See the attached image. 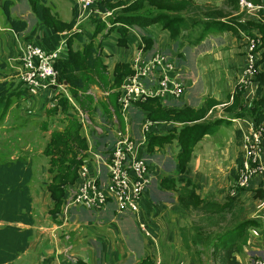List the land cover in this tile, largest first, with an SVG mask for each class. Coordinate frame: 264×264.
<instances>
[{
    "label": "rangeland",
    "instance_id": "374dc122",
    "mask_svg": "<svg viewBox=\"0 0 264 264\" xmlns=\"http://www.w3.org/2000/svg\"><path fill=\"white\" fill-rule=\"evenodd\" d=\"M2 1L3 0H0V74L3 76L6 75L5 78L7 81H13V83L17 84L18 78L15 74L14 65L11 66L12 62L8 58L16 55L20 40L15 36L16 31L7 28L8 25L6 18L2 13ZM100 1H102L104 9H100L96 2L93 10L85 13L86 17L90 15L86 18L87 20L80 22L77 26H75V28L92 29L93 27L98 28L103 26L102 31L115 29L113 26L114 20L121 14V12H123L124 8L128 4L135 0ZM190 1L192 4L189 6L188 3L187 5L185 4L187 1L183 2L185 5L180 3L172 4L170 2L162 1V4H165V7L166 5L172 7L166 8L168 12H172L175 9H181L180 11L188 17L190 28L187 30H183L178 26L172 27L174 33L175 30L177 31L178 29V32H176L178 36H176L177 39L171 36V28L162 29L161 25L164 21L142 30L143 32L149 33L153 36H158L159 40L157 41V46L160 45V48H163L164 52L173 57L188 85L187 91L192 88L190 87L191 79L187 77V74L192 73L197 82L195 90L199 97L202 94L201 88L204 87V84H206V89L212 88V86L216 84L217 89H223L225 92L231 86V81H234V76L236 75L237 70L244 66V55H242L240 51L237 53L234 52L237 47L235 43H230L226 48H222V46L225 45L226 40L228 38H233L234 34H224L221 32L223 30L220 26H214L206 30L209 35L207 33L206 35H203L204 39L202 38V42H195V39L193 38L197 37L198 33L203 29L207 28L201 21L207 19L209 12L221 10L222 15L225 16L231 12L233 13L240 10L239 5L237 3L238 9L234 10L230 3H222V0ZM254 2L256 4L261 3L259 1ZM46 4L50 6L53 15L57 19L67 23L70 22L71 17L69 12L70 7L73 5L72 0H46ZM9 11L12 16L27 21L28 28L26 29V33H34L42 25L40 23L37 24V19L30 6L29 0H13ZM241 14L243 19H261V23L264 25V15H261V17H252L250 13H246V11H241ZM231 17L240 18L239 15L233 14ZM231 17L225 19L228 20ZM190 18H192V20L198 19L199 21L197 20V22L194 23L190 20ZM29 27H33V30L30 31ZM139 31H141V28H139ZM76 32L78 33L77 29L71 33V36H73ZM19 38L22 39V33H19ZM99 38L100 36H97V40L95 42H97ZM84 39L88 40V36ZM185 39H191L192 42L188 40L189 43L185 42L183 44L185 46H179L178 42L181 40L186 41ZM30 40L32 41V39ZM171 41L173 42V45L170 49L167 45H170ZM214 44H217V47H220V51L216 50L217 48H215V46H212ZM195 45H199L198 48L195 47ZM175 49H181L183 52V57L181 56L182 58H180V60L177 59L171 51L174 50L175 52ZM176 55L179 57V54L176 53ZM2 63L5 64L4 67L2 66ZM107 76L109 81L106 87L102 85V83L96 84L90 87V90L87 91L91 96H95L97 101H108L109 97L113 95L116 96L118 94L119 86L117 87L114 83H111L113 80L111 78L109 79L108 73ZM1 80L2 77H0V81ZM31 98L32 100L22 99V101L14 95L11 98V104L4 116V119H0V159L3 158L1 157L2 155L6 154H8L11 158H15L20 155L31 158L32 160L34 157L33 171L35 175L37 170L43 169V165L48 166L47 161L49 160V156L43 152L46 146L45 143L53 128L60 124L59 121L61 115L53 117L54 120H51L53 122H50L51 118H49L48 113L43 110H38L36 108L38 104L34 101L36 98ZM175 102L183 104L186 100L181 98L177 99ZM110 108L112 107H109V109ZM81 113L82 115H85L84 112ZM81 113H77V118L73 119L80 122L82 118ZM88 114L90 115V112H88ZM111 114H114L118 119L119 125H122L121 118L117 116L118 114L114 113V111L111 112ZM133 115L138 116L139 112L135 110ZM212 115H215V113ZM89 118L91 121H95V119L97 120V116L95 119H92V116ZM41 120H47L48 123H50L47 130L41 128ZM101 121L103 122L104 120ZM173 123H177L178 125L182 124L178 122ZM173 123L170 122L169 124ZM95 124L97 123L95 122ZM160 124L165 123H159V125ZM238 124H241V120H238ZM238 124L237 122L231 121L229 118V120H224L220 127L224 130L222 133L224 145L229 146L230 140L234 141L236 138L238 141L240 137L238 142L240 152L237 154L239 156V154H241V135L239 137L235 135V130L237 129ZM109 127L118 128L114 124L112 127ZM173 127L178 129L179 126L175 125ZM201 138L198 142L202 141ZM168 144L169 145H165L161 148L158 147L159 149L154 156H160L161 151L171 152L172 161L176 162L178 154L176 157L174 156L177 151H179L177 141L172 138ZM86 151L89 155V151ZM81 154L83 153L81 152ZM148 164L150 165L149 170L152 174L151 178H153L154 186L156 185L159 187V177H157L156 170H154L155 165L150 160ZM38 166L40 168H38ZM237 166L238 163H236L233 168L235 171V175H233L234 180L237 178ZM171 169H173V166ZM38 176H40L39 179L42 180V172H39ZM46 178H48L47 173ZM184 181L185 179H181L179 181L177 180L173 182V185L170 184V186L173 187L175 192H178L179 201L184 204L186 203V205L190 204L193 207L189 206V208L187 207L188 209L186 208L188 210L187 215H185L186 213L184 212L181 214V217H183L184 220L181 219V217H178L181 219L180 222L175 220V218L179 216L176 212H170L168 217H165L169 225L168 227H165L164 230L167 229L168 232L171 233L170 236L165 237L164 233H162L160 237L159 233L154 231L153 223L150 221L151 219L147 220L144 218L143 222L147 230L150 232L149 236L145 235L139 228L140 219H138L136 214L128 211L126 213L118 214L115 212L114 206H110L102 211L86 210L81 207H71L67 214L68 221L64 228L65 233L68 235V239H65L64 244L70 246V252L72 253H81L83 250H86L90 254H93L94 259L97 260V264H103V259L110 258L115 262L112 254L113 250H116L121 254L127 253V257H124L122 264H136L146 256L153 258V261L156 260L158 264H220L218 255L222 252V249H219L217 252L214 251V243H217L216 236L225 232L227 229H230L233 224L245 218H255L258 215L259 217L264 216V196L256 197L254 190H248V193L237 199L226 198L219 202L209 200L204 205V207H206L204 210L203 208H198L199 205L194 196H191V198L188 197L189 194H191L188 192L190 191L191 185L187 186ZM33 185L40 186L38 185V182H33ZM33 185L32 187H34ZM151 200L154 202L159 201V199L156 198H151ZM205 200L207 199L205 198ZM193 203L196 205H193ZM230 203L231 206H229ZM160 205V203L157 205H150V212H159V214H161ZM226 205H228V208H226ZM210 209L216 210L210 211ZM209 211L215 214H211ZM57 217L58 222L63 221L62 209H60ZM252 233L261 234L259 237L263 238L264 222L259 221L256 226H250L247 228L243 236L238 240V243L242 245L247 238L252 236ZM225 242L226 235H223L221 236L219 243L223 244ZM102 246H104L105 252H101ZM242 248L243 250L241 253L237 254V258L242 261L243 264H253V258L263 254L255 247L254 243H251V246H247L245 244ZM253 248L257 249V251L252 250ZM261 249L264 250V248ZM122 257L123 256L120 255V259H122ZM18 262H20V260H17L16 263Z\"/></svg>",
    "mask_w": 264,
    "mask_h": 264
},
{
    "label": "trees",
    "instance_id": "16d2710c",
    "mask_svg": "<svg viewBox=\"0 0 264 264\" xmlns=\"http://www.w3.org/2000/svg\"><path fill=\"white\" fill-rule=\"evenodd\" d=\"M162 1L172 4L180 3L182 5H187L188 3V6L192 4L190 0H186L187 2L182 0H135L128 4L123 12L114 20L113 26L115 29L102 31L103 26L98 28L93 27L91 29V36H89L86 41L84 35L77 32L66 40L68 50L55 62V68L58 71V80L68 85L76 102L83 109L88 110L90 114H93L95 107H100L104 115L108 118V121H110L112 114L109 107H112L114 113L118 114L117 116L120 115L118 111L119 104L116 97L118 94L109 97L108 101L101 100L94 102L92 96L86 93L91 85L102 83V85L106 87L109 81L107 76V65L103 63L99 51V48L102 49V44L104 42H109L107 40L112 37L111 40L113 45L117 44L127 48L129 36L133 35L129 30L130 27L136 26L145 30L147 27L154 24L157 25L162 21H164L161 25L162 29L171 28V36L176 39L178 37L176 33L178 29L177 31L175 30V35L172 27L178 26L183 30L190 28L188 17L180 11L181 9L173 10L175 12H168L166 8L172 7L168 5L165 7ZM183 2L186 3L184 4ZM226 2L230 3L234 10L238 9L237 0H226ZM12 3L13 0H3L2 13L6 18L7 28L22 33L27 29L28 23L26 20L11 15L9 8ZM29 3L36 16L37 24H43V26L51 28L55 32L71 29L76 22L77 13L75 5V14L70 22L67 23L57 19L53 15L50 6L46 4V0H29ZM97 4L100 9H104L102 1L99 0ZM221 12V10L209 12L207 19L201 21L207 28L199 32L198 36L193 39H195V42H200L203 35L208 33L206 30L214 26H220L223 31L231 29L235 34H240V31H242L245 34L251 35L253 30H256L259 35L261 33V44L257 48V65H259L260 69L253 78L256 84L254 99L250 104L243 105V101L239 98L242 92L237 91L228 111H232L235 117H251L255 125L264 123V25L261 23V19H240L231 17L228 20H220V17H223ZM260 13L264 15V11H260ZM190 20H192V18H190ZM197 20L192 21L195 23ZM114 32H117V34L115 36H110V34ZM30 34V32L27 33L25 37L27 40H30L28 37ZM97 36H100L99 43L93 40ZM143 40L146 49L149 50L153 47L154 40L151 34L147 33L144 35ZM188 40L192 42L191 39H187L186 41L181 40L179 41V46L182 47L185 42L189 43ZM2 66L4 67L5 64ZM130 72V62L116 63L112 73L113 82L111 83H114L117 87L120 86L123 77ZM5 76L0 74V77H2L0 81V119H4L11 104V98L14 95L18 97V99H21L23 95H29L27 89L24 88L19 79L18 82L15 81L17 82V84H15L13 81H7ZM58 102L62 111L68 109L69 105L65 97L59 98ZM134 105L145 118L156 122V128L152 127L151 131L147 133L146 146L149 152H153L155 147L161 148L165 144H168L172 138L176 139L179 146V152L176 157V168L180 174L186 172V165L190 158L193 145L204 136V134L211 131L212 124L221 122V119L200 121L208 111L210 104L200 109H194L186 104L163 105L159 99L152 98L142 102H136ZM237 108L240 109L235 111ZM46 112L49 118H51V121L55 116V108H49ZM163 122L165 124L159 125V123ZM170 122L182 124L176 129L169 125ZM61 123L63 125L62 129H53L51 131L49 141L43 151L44 154L49 156V171L52 173L47 187L54 205L51 211L53 213V218H56L60 211V205H62L65 195V187L75 181L78 166L83 162L82 156H78L79 151L87 147L86 140L81 135V124L78 120L64 118L61 120ZM41 125L43 129H45L48 127L49 123L47 120L41 121ZM235 135L237 137L240 136L239 130L235 131ZM1 157L3 158L0 159V264H12L15 259L27 250L34 234L33 226L35 223V216L33 214L31 195L33 170L31 161L25 156L19 155L15 158H11L6 154ZM240 160L241 156L239 154V156H237L238 164H240ZM165 181L166 179L161 181L162 186ZM169 181L172 183L175 182V180ZM185 182L187 186L191 185L190 191H188L191 194H189L188 197L191 198V196H194L198 205L205 210L206 207H204V205L207 201L200 199L194 193L193 186L189 179L185 178ZM255 196L263 197L264 189L262 187L256 189ZM193 205L196 204L193 203ZM189 206L192 205H186L188 208ZM229 206H231V203ZM212 210L213 209H210V211ZM258 222L256 218H245L233 224L230 229L216 236L217 243H214V251L217 252L219 249H222V252L218 255L220 264H243L242 261L237 258V254L242 252V247L246 244V241L240 245L238 240L243 236L247 228L256 226ZM223 235H226V242L220 244L219 241ZM152 263L154 262L151 260L149 261L147 257L137 264Z\"/></svg>",
    "mask_w": 264,
    "mask_h": 264
},
{
    "label": "built area",
    "instance_id": "2783aa9c",
    "mask_svg": "<svg viewBox=\"0 0 264 264\" xmlns=\"http://www.w3.org/2000/svg\"><path fill=\"white\" fill-rule=\"evenodd\" d=\"M237 1L240 11H246L252 17H261L260 11H264V0H258L260 4L253 0ZM72 2L76 6V19L82 20L90 16L86 17L85 13L93 10L98 0ZM29 30L32 31L33 27H29ZM129 30L136 35V48L130 59L131 72L123 77L118 88L117 102L122 125H119L117 117L113 114L110 120L111 127L114 124L118 128H112V139L100 143L99 149H94L91 143L89 155L86 151L82 156L83 162L78 166L75 181L68 184L65 189L62 202L63 221L67 219L71 207L102 211L114 206L116 213L128 211L136 214L139 219V202L148 189L152 175L148 164L149 156L155 155L159 148L155 147L153 152L148 151L147 133L156 126V122L145 118L134 104L154 98L159 99L163 105H176L178 103L175 101L181 99L187 90L188 85L173 57L164 52L160 45L157 46L158 36L152 35L154 44L148 50L143 40L147 33L140 32L136 26L130 27ZM240 34L246 47L245 67L237 78L235 88L244 92L260 69L257 65V48L261 44V39L256 30H253L251 35L242 31ZM26 35L25 30L21 39L19 32H15L20 42L14 69L29 96L35 97L56 88L71 101L72 96L70 97L66 89L67 84L58 80V71L55 68V62L61 57L63 47L48 51L27 40ZM63 35L66 36L67 33L63 32ZM171 51L177 57L176 53L178 54L181 49ZM110 110L113 112L112 108ZM135 110L139 112L140 117L133 115ZM78 111L82 112L79 108ZM85 121L89 122L87 114L81 118L83 124ZM240 149L241 160L237 166V178L228 192L230 195L247 188L253 177L264 174V123L258 125L248 123L245 128H241ZM139 228L145 235H150L141 220ZM253 259V264H264V254Z\"/></svg>",
    "mask_w": 264,
    "mask_h": 264
},
{
    "label": "crops",
    "instance_id": "0c3cea01",
    "mask_svg": "<svg viewBox=\"0 0 264 264\" xmlns=\"http://www.w3.org/2000/svg\"><path fill=\"white\" fill-rule=\"evenodd\" d=\"M222 3H226V0H222ZM231 13L227 14L226 16L220 17V20H225V18L231 17L232 14L239 15L240 19H243L240 10L235 11L232 14ZM69 14L71 20L75 14L74 3L72 7H70ZM76 20L77 21L75 22V25L71 29H67L59 32H55L51 28H47L42 24L41 27L37 29V31L31 33L28 37L32 39L34 44L48 51L54 50L57 47H63L62 55H64V53H66L68 50L66 46V40L72 35L71 33L73 31L77 29L78 33L84 35L85 38L87 36L88 37L91 36V29L75 28L77 24H79L82 21H86L87 19H82V20L76 19ZM142 31L143 30L141 29L140 32ZM225 31H221V32L224 34L229 33L230 35L234 34V36L233 38H228L226 40L225 45H223L222 48H226L230 43H235L237 47L236 50H234V52L237 53L240 51V53L244 55V64H243L244 66H242L237 70L236 75L234 76L235 78L234 81H231V86L227 91L224 92L223 89L220 88L217 89L216 84H214L212 88H208V89L205 88L206 84H204V87L201 88L202 94L199 97L195 90V87L197 86V82L194 76L192 75V73H189L187 74V77L191 79L190 87L192 88H190L188 91L186 90L184 95L181 97L182 99L186 100V102L183 103L184 105L185 104L189 105L194 109H200L210 104L208 111L205 113L204 117L201 118L200 121H213L215 119H221V122L212 124L211 131L209 133L204 134V136H202L201 138L202 141L201 142L197 141L193 145L191 157L187 162L185 169L186 172L184 173L180 174L177 171L176 162H173L171 158L172 157L171 152L161 151L160 156H156V157L154 155L149 156L150 161H152L153 164L155 165L154 170H156V175L157 177H159L158 178L159 187L156 185L154 186L153 178H151L148 189L145 191L139 202V208H140L139 219L141 220V222H143L144 218L147 220L151 219L150 221L153 223L154 231H157L160 237L162 233H164L165 237H168L171 234L168 232L167 229L164 230V228L168 227L169 225L165 217H168L170 212H176L177 215L179 216L177 217L175 216L176 217L175 220H177V222L178 221L180 222V220L183 219V217H181V214L184 212L186 213L185 215H187V211H188L186 205L181 203V201H179L178 192H175L173 187L170 186V184L173 185V183L170 182L169 180L179 181L181 178L182 179L187 178L191 181V184L194 189V193L200 199L205 200L206 198L207 199L206 201L212 200L214 202L215 201L219 202L222 199L224 200L226 198L237 199L240 198V196L248 193L247 192L248 190L255 191L259 187L264 188V174H263L261 176L253 177L247 188L237 190L234 195H230L228 193L229 189L235 182L233 178V175H235V171L233 168L237 163V156H238L237 154L238 152H240L239 143H238L240 137L238 141L236 138L234 141L230 140L229 146L224 145L223 144L224 141L222 139V133L224 132V130L223 128L220 127V125L224 120H229V118L231 119V121L237 122V124H238V120H241V124H238L236 129L239 130L241 135V128H245L248 123H253V121L249 116L235 117L232 111L230 112L228 111V108L233 103L235 94L237 93V91H239L235 88V84L241 71H243L245 67L244 52L246 51V47L244 45V38L241 36V34H235L234 32H232L231 29ZM63 32H66L67 35L66 36L63 35ZM116 34L117 32H114L111 33L110 36H115ZM111 38L107 40L109 42L106 43L104 42L102 44V49L99 48V51L101 53V59L103 60V63L107 65V73L109 75V78L113 79L112 73L116 63L130 62V59L133 56L136 48L135 47L136 35L133 34L129 36V40L127 42L128 43L127 48L117 44L113 45ZM203 39L200 42H202ZM93 40L96 41L97 37L94 38ZM97 42L99 43V40ZM170 43H171L170 45H167L169 48H171L173 45L172 41ZM198 46L199 45H195V47L197 48ZM212 46H215V48H217L216 50L220 51V47H217L218 46L217 44H214ZM18 49H19V45H18ZM181 52L182 50L180 51V53H178L179 57L177 56V59L179 60L180 58L183 57V52L182 54ZM17 55H18V51L16 52L15 56L8 58L12 62L11 66H13L16 63ZM92 86H94V84L91 85L90 87ZM255 86L256 84L253 80L252 83L249 84L248 86L249 88L247 90H245L244 92L241 91L242 93H240L239 98L241 101H243L242 102L243 105H248L253 101L255 96ZM66 89L70 94V97L72 96L71 101H68L66 95L60 91H57L56 88H51L48 90V92L35 96L36 99L34 101L37 102L38 104V106L36 107L38 110L46 111L47 109L54 107L56 110L54 117L61 115L59 121L60 124L57 127H54L53 129L61 130L62 129L61 120L64 118H72V119L77 118V113H79L78 108L82 110V112L88 115L89 122L85 121V124H83L80 121L82 126L81 135L84 139H86V145H87L85 149L79 151L78 156L80 157L86 154V150L89 149L91 143H93L95 147L94 149L97 148L99 149L101 148L100 143L103 144L112 139V128L109 127L111 126V121H108V118L104 115L100 107H95L94 109L95 111H93V114L89 115L88 114L89 111L83 109L76 102L74 96L69 90L68 85H66ZM89 90L90 89H88L87 91ZM86 93L89 94V92ZM61 97H65L66 100L68 101L69 106L66 111H62L61 108L59 107L58 101L59 98ZM92 98L94 102H98L95 96L92 95ZM22 99L32 100L31 96L29 95L28 96L23 95L21 100ZM239 109L240 108H237L235 109V111H238ZM213 113H215V115H212ZM90 116L93 117L92 119H95V117L97 116V120L95 119V121H91V119L89 118ZM101 120H104L105 123L104 121L102 122ZM41 121H46V120H41ZM95 122L97 124H95ZM169 125L179 126L177 123L175 124L173 123ZM41 128H43L42 125ZM47 129L48 127L45 128V130ZM49 137L47 138L45 145L48 143ZM165 145H169V144H165ZM81 152L83 154H81ZM178 152L179 151H177V153ZM177 153L175 154L174 157H176ZM28 159L31 161V167L33 170L34 157L32 160L31 158ZM263 160H264V153H263ZM46 166L43 165L42 168L45 170L43 169L37 170L35 175L33 171L32 184H31L32 208H33V214L35 216V223L33 226L34 228L33 237L30 241L27 250L23 254H21L17 259H15L12 262V264H97L96 263L97 260L94 259L93 254H90L86 250H83L81 253H75V252L72 253L70 252L71 249L70 246L64 244L65 239H68V235L64 231L65 230L64 228L68 220L66 219L62 222H58L57 220L58 217L53 218V213L51 211L53 210L54 205H53L52 197L50 195V191L47 187L48 182L52 177V173L49 171V164L47 168ZM172 166L173 169H171ZM38 168L40 167L38 166ZM164 170L169 172H165ZM39 172H42V178H41L42 180L39 179L40 177L38 176ZM46 173L48 175V178H46ZM165 179L166 181L162 186L161 181ZM33 182L35 183L38 182V185L40 186H34ZM32 185L34 187H32ZM151 198L159 199V201L154 202L153 200H151ZM158 203L161 204L159 206L161 209L160 211L161 214H159V212L151 213L150 212L151 210L149 209L150 205H154V204L157 205ZM227 206L228 205H226V208H228ZM198 208H201V206L199 205ZM60 209H62V205H60ZM210 213L215 214L213 212ZM178 217L179 218L181 217V219H179ZM260 217L258 215L255 218L259 221L264 222V216H262L261 219ZM55 226L57 227L55 228ZM251 235H252L251 237L246 239V245L251 246V243L252 244L254 243L255 247L264 254V250L261 249L264 248V237L260 238L259 236L261 234L258 233L257 234L252 233ZM104 249H105L104 246H102L101 252H105ZM257 249L253 248L252 250L257 251ZM112 254L114 256L115 262L111 260V258L103 259L104 261L103 264H122L124 257L125 258L127 257L126 255L127 253L121 254L116 250H113ZM120 255L123 256L122 259H120ZM147 257L149 260L154 262L152 264H157L156 260L153 261V258H150L149 256H146L145 258ZM71 258L74 259V261ZM17 260L18 261L20 260V262L16 263ZM140 261H138L137 263H139Z\"/></svg>",
    "mask_w": 264,
    "mask_h": 264
}]
</instances>
